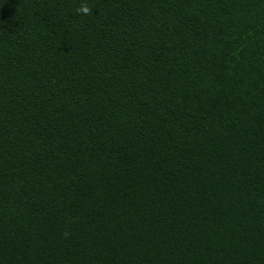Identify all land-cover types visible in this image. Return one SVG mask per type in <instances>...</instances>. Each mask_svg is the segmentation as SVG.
<instances>
[{
  "label": "trees",
  "instance_id": "1",
  "mask_svg": "<svg viewBox=\"0 0 264 264\" xmlns=\"http://www.w3.org/2000/svg\"><path fill=\"white\" fill-rule=\"evenodd\" d=\"M0 264H264V0H0Z\"/></svg>",
  "mask_w": 264,
  "mask_h": 264
},
{
  "label": "clouds",
  "instance_id": "2",
  "mask_svg": "<svg viewBox=\"0 0 264 264\" xmlns=\"http://www.w3.org/2000/svg\"><path fill=\"white\" fill-rule=\"evenodd\" d=\"M78 11L83 14H87L89 12V8L86 5H82Z\"/></svg>",
  "mask_w": 264,
  "mask_h": 264
}]
</instances>
